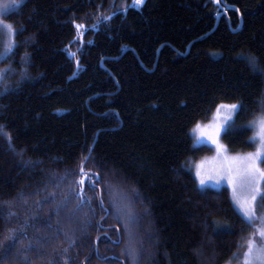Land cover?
Instances as JSON below:
<instances>
[{"label": "trees", "instance_id": "1", "mask_svg": "<svg viewBox=\"0 0 264 264\" xmlns=\"http://www.w3.org/2000/svg\"><path fill=\"white\" fill-rule=\"evenodd\" d=\"M132 2L23 0L2 16L23 31L0 60L16 69L0 95L15 146L0 135V264H133L130 248L135 264H225L250 231L226 187L199 188L190 160L211 149L190 131L238 103L222 141L252 149L264 74L241 54L264 68V0Z\"/></svg>", "mask_w": 264, "mask_h": 264}, {"label": "snow or ice", "instance_id": "2", "mask_svg": "<svg viewBox=\"0 0 264 264\" xmlns=\"http://www.w3.org/2000/svg\"><path fill=\"white\" fill-rule=\"evenodd\" d=\"M23 2V0H10V2H6V0H0V12L6 11L12 7H19V5ZM137 4L141 3L142 0H135ZM219 2V0H217ZM227 10V9H226ZM103 19H110V17H104ZM0 27H2L4 30H6L9 39L5 42L3 51H0V57H8L10 55H14L15 48L17 46V42L12 39V37L15 36L17 31H23V26L19 30L14 29L13 25L11 23H7L3 20H0ZM77 29H80L83 27L82 25H76ZM29 39H34V37L25 38V43L28 42ZM241 58L245 59L249 66L252 68V70L257 74H264V68H261L258 64L257 57L255 56H243L241 54ZM29 60V54L25 52L21 56V62L26 63ZM16 69L11 67V65L7 69H0V95L7 94L12 89L9 87V82L7 79H5V76L8 72H15ZM26 75V70L21 69L19 77L17 78V86L20 83V80ZM262 104H264V101H261ZM221 108H227L229 111L234 112L239 107H241L240 104H231V105H221ZM219 115V113H218ZM231 118L229 116L220 117V120L218 122L210 123L207 126L201 127L200 125H197L195 131L198 134V138H206L208 141H210L213 145H215L217 153H223L226 151L225 146L220 143L219 136L221 131H227L228 130V121ZM249 126L254 128L256 131L254 132L253 136L249 139L252 141H259V144L256 148V151L247 153L243 157H225V159H228L230 161H241L242 162V172H237L236 175L229 179V183L235 185L236 178H243L247 180V178L251 177L252 183L255 184V177H259L261 180H264V168L260 167L261 163H264V113L259 115L256 119L249 121ZM4 125H0V135H3L7 140L8 149L11 151H15V146L12 143L11 137L8 135L7 132L4 131ZM26 164H31V161L25 162ZM196 171V177L199 180L200 185L205 184V175H204V166L203 164H198ZM81 177L77 181V184L79 185L80 190L76 192V195L81 198V202H83L84 199H90L86 198L83 195V187L86 179V174L84 173L83 168L80 169ZM95 175V179L99 180V174H93ZM88 186L90 188L95 189L96 183L93 182L92 179H88ZM259 188L256 187L253 189L254 193L259 192ZM256 200V195H253L250 200L246 199L241 204V210L244 213L245 217L251 220L255 213V206L254 201ZM4 204L9 206V211L7 215L9 217L16 215L14 211L11 210V204L9 201H4ZM99 206L101 209H104V202L103 198L101 197L98 201ZM106 211V210H105ZM218 228L220 225L217 223L216 225ZM15 232L16 230H11ZM260 236L264 238V230L260 231ZM10 240H13L14 237H9ZM28 247H31V245H28ZM11 245H4L2 247V250H0V255L7 256L8 252L10 251ZM19 251V249H17ZM128 255L132 257L133 264H135V256L133 250L130 248ZM244 262L243 264H264V245H257L252 239H249L247 242V251L244 253ZM27 258L25 257V260Z\"/></svg>", "mask_w": 264, "mask_h": 264}, {"label": "rangeland", "instance_id": "3", "mask_svg": "<svg viewBox=\"0 0 264 264\" xmlns=\"http://www.w3.org/2000/svg\"><path fill=\"white\" fill-rule=\"evenodd\" d=\"M133 1V0H132ZM6 2H10V0H6ZM133 4H137L135 0L132 2ZM15 7H12L6 11L0 12V20L2 19V16L4 13L14 9ZM5 21V20H3ZM6 22V21H5ZM8 23V22H7ZM78 35L79 38L83 35V28L81 27L78 29ZM9 39V36L2 27H0V51H3V47L5 42ZM14 39V37H12ZM4 57H0V60H2ZM0 69H7L6 67L3 68L0 65ZM236 103H220L212 112L211 116L206 121H199L197 122L190 131V135L193 140V146L199 147L202 145L209 146L211 151L208 154H205L197 159H191L189 164V169L192 173V175L197 180L198 186L200 189H221L226 187L229 190L231 200L233 202V205L235 209L238 211V213L246 220V222L250 226V231L245 236L242 244L240 245L237 252L233 255V257L227 261L225 264H243L244 262V253L247 251V242L249 239H252L255 244L257 245H264V238L260 236V231L264 230V180H261L259 177H255L256 183H252L251 177L247 178V180L243 178H236L235 185L230 184L228 181L230 178L234 177L237 172H242V162L241 161H230L228 159H225V157H243L247 153H251L256 151V148L259 144V141H252V149L248 151H231L227 148V146L222 141V134L225 131H221L219 136V141L221 144L225 146L226 151L223 153L218 154L215 145H213L210 141H208L206 138H198V134L195 131L197 125H200L201 127L207 126L210 123L218 122L220 120V117L229 116L231 119L228 121V129L232 127L233 125V119L236 111L231 112L227 108H221V105H231ZM219 113V115H218ZM264 113V108L261 107V110L256 113L253 118H251L249 121H252L256 119L259 115ZM249 121L247 123V126H249ZM251 128V137L253 136L254 132L256 131L254 128ZM203 164L204 166V175H205V184L200 185L199 180L196 177V171H197V165ZM261 168H264V163L260 164ZM258 187L259 192L254 193L253 189ZM253 195H256V200L254 201L255 206V213L251 220L247 217H245L244 213L241 210L240 204L248 199L250 200Z\"/></svg>", "mask_w": 264, "mask_h": 264}, {"label": "bare ground", "instance_id": "4", "mask_svg": "<svg viewBox=\"0 0 264 264\" xmlns=\"http://www.w3.org/2000/svg\"><path fill=\"white\" fill-rule=\"evenodd\" d=\"M134 1V0H133Z\"/></svg>", "mask_w": 264, "mask_h": 264}]
</instances>
